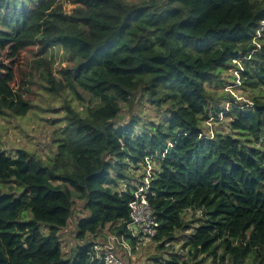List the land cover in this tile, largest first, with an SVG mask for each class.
<instances>
[{"label": "trees", "instance_id": "16d2710c", "mask_svg": "<svg viewBox=\"0 0 264 264\" xmlns=\"http://www.w3.org/2000/svg\"><path fill=\"white\" fill-rule=\"evenodd\" d=\"M65 1L77 6L66 13ZM31 46L69 52L76 63L73 72L61 70L65 83L45 59L35 63L55 92L79 86L96 103L85 116L66 106L68 126L49 166L25 149L0 150V185L23 187L0 188V264H103L93 246L107 225L133 243L125 234L128 203L144 168L138 178L129 172L134 184L124 180L128 165L136 173L146 156L153 241L166 255L175 242L183 251L155 260L189 264L204 255L264 264V0H0V53L10 58L0 62V109L14 115L31 107L12 86L13 59ZM229 67L242 87L261 92L249 108L228 93L214 98L210 88L223 84ZM143 102L164 121L143 129L134 117L114 122ZM219 115L230 132L209 136L203 126ZM75 200L83 213L74 237H89L64 258L59 233ZM188 211L200 216L188 220Z\"/></svg>", "mask_w": 264, "mask_h": 264}, {"label": "rangeland", "instance_id": "374dc122", "mask_svg": "<svg viewBox=\"0 0 264 264\" xmlns=\"http://www.w3.org/2000/svg\"><path fill=\"white\" fill-rule=\"evenodd\" d=\"M62 1V0H60ZM129 3L138 4L139 0H126ZM77 4L64 2V10L66 13H70L71 10L76 7ZM40 58L50 63L53 70L56 81H63L61 70L70 69L73 72V64L76 62L73 60L72 55L64 51L62 48H49L45 53H40L37 46L28 47L19 52V55L13 59V71L14 79L12 82L13 88L22 94L24 99L30 102L31 107L25 115H14L8 110L0 109V150L6 154L13 155L17 149H25L31 155L41 160L44 165L49 166L52 163L53 157L57 151L59 140L64 136L67 129L66 120V106L69 104L80 115L85 116L88 112L87 106L95 104V99L91 98L90 94L83 91L82 88L77 86L75 89L65 87L62 91L55 92L51 89L47 80L45 79V66L36 64L35 60ZM0 62L4 64H10V58L8 57L7 51L0 53ZM239 62V61H238ZM44 63V61H42ZM224 79L222 85L217 87H211L214 98L217 96H224L231 94L235 97L236 101L242 102V104L249 108L252 105L250 101L252 96L255 94H261V92L255 91L253 88L248 86L242 87L239 74L234 70V67L224 68L220 73ZM250 99V100H249ZM218 100V99H217ZM223 99L217 101L219 107L227 108L229 103L220 104ZM138 119L137 128L143 129L147 127L151 122L157 123L164 121V115L160 114L151 107L148 103H142L132 109L124 108L123 112L114 120L115 123H128L131 118ZM218 118V119H216ZM216 118L211 117L206 125L204 124L203 129L210 130L207 132L209 136L213 133L211 130H220L222 132H230L229 128H226L223 124L226 119L219 115ZM130 171H126L127 177L125 182H136L133 178H130V173L138 178L143 172L144 167L135 173L131 165H128ZM127 168V169H128ZM130 172V173H129ZM115 174V171H113ZM130 178V179H129ZM120 187H124V183H119ZM1 190L10 192L14 191L22 192L23 187L13 184V182H3L0 185ZM82 204L80 201L75 200L73 215L68 221V225L60 230L61 239V250L63 257L67 258L71 256L76 248L77 244H86L88 242L87 235L81 242H77L75 235L76 222L75 217L77 214H82ZM193 211H188L186 218L188 220L199 217ZM31 218L30 212L27 210L23 212L22 219L28 220ZM39 230L42 234L47 235L49 228L45 224L39 225ZM104 233H102V239L97 238L96 240L100 243L105 242L108 236H118L115 230H109L107 225ZM94 239V237H91ZM132 240L127 241V245L131 248V255H128L127 249L122 243L115 245L117 254L119 257L127 261V264H160L159 261L155 260L153 256L156 254L161 256L177 255L183 253L180 250L181 243L175 242L174 246L168 247L167 255L165 252L157 250V242L153 241V238L144 242L137 243ZM131 244V245H130ZM204 255L189 261V264H232L228 259L223 262L218 260L213 261L208 258L203 261ZM244 264H257L252 263V259H247Z\"/></svg>", "mask_w": 264, "mask_h": 264}, {"label": "built area", "instance_id": "2783aa9c", "mask_svg": "<svg viewBox=\"0 0 264 264\" xmlns=\"http://www.w3.org/2000/svg\"><path fill=\"white\" fill-rule=\"evenodd\" d=\"M152 161L146 156L144 163V180L137 184L133 191V197L128 203L129 220L126 222V233L137 243L144 242L153 238L156 233L155 216L150 208L147 199V190L151 177ZM126 235L108 236L105 242H97L93 249L95 257L103 264H127V261L119 257L115 245L122 243L127 249L128 255H131L132 247L127 245Z\"/></svg>", "mask_w": 264, "mask_h": 264}, {"label": "crops", "instance_id": "0c3cea01", "mask_svg": "<svg viewBox=\"0 0 264 264\" xmlns=\"http://www.w3.org/2000/svg\"><path fill=\"white\" fill-rule=\"evenodd\" d=\"M104 232H106V231L101 232V233L96 237V239H97V238L102 239V233H104Z\"/></svg>", "mask_w": 264, "mask_h": 264}]
</instances>
